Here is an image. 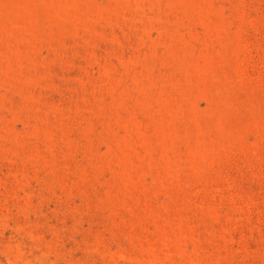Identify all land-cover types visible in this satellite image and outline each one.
Segmentation results:
<instances>
[{"label":"rangeland","instance_id":"1","mask_svg":"<svg viewBox=\"0 0 264 264\" xmlns=\"http://www.w3.org/2000/svg\"><path fill=\"white\" fill-rule=\"evenodd\" d=\"M0 264H264V0H0Z\"/></svg>","mask_w":264,"mask_h":264}]
</instances>
